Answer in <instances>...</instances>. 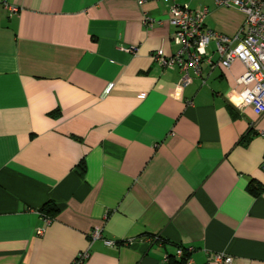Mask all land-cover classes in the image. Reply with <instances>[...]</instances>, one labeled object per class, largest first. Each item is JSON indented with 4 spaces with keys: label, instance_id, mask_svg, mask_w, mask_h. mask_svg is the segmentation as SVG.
Here are the masks:
<instances>
[{
    "label": "crops",
    "instance_id": "crops-1",
    "mask_svg": "<svg viewBox=\"0 0 264 264\" xmlns=\"http://www.w3.org/2000/svg\"><path fill=\"white\" fill-rule=\"evenodd\" d=\"M2 1L0 264H72L85 249L82 264H157L178 244L189 264L218 251L264 264V112L241 106L243 63L205 61L187 84L162 67L151 54L176 50L169 0H6L11 15ZM178 1L227 35L245 18ZM96 228L113 243H90Z\"/></svg>",
    "mask_w": 264,
    "mask_h": 264
},
{
    "label": "built area",
    "instance_id": "built-area-1",
    "mask_svg": "<svg viewBox=\"0 0 264 264\" xmlns=\"http://www.w3.org/2000/svg\"><path fill=\"white\" fill-rule=\"evenodd\" d=\"M146 0H137L143 4ZM168 13L169 22L173 27L171 38L176 45L172 55L166 56L162 48H158L151 54L162 67L178 68L183 73L184 84L190 82L189 71L195 75L202 74L203 62L211 66L220 64L228 67L234 60H239L245 67L244 73L239 76L237 83L243 84L237 93L241 98V106L250 107L256 115L264 112V0H213L217 6L237 7L244 12L245 18L239 29L232 35H227L205 26L207 8H190L178 0H169ZM9 15L17 12L18 7L2 1ZM154 19L147 13L142 14V22L152 25ZM215 45L214 52L217 61L203 55L202 49L209 43ZM129 47L127 51H133ZM252 83V86H248ZM113 88V83H108L102 92L107 95ZM264 169V161L262 163ZM48 216L44 221L50 222ZM43 229H38L42 233ZM90 243L97 239H103L104 243L110 245L113 241L104 239L101 228L92 229L89 233ZM192 246L184 247L180 244L175 246L172 254L164 253L157 264H189ZM89 256V250L79 251L73 259L72 264H82ZM184 261L181 262L182 257ZM212 259L218 264H234L231 255L218 251L212 253Z\"/></svg>",
    "mask_w": 264,
    "mask_h": 264
},
{
    "label": "trees",
    "instance_id": "trees-1",
    "mask_svg": "<svg viewBox=\"0 0 264 264\" xmlns=\"http://www.w3.org/2000/svg\"><path fill=\"white\" fill-rule=\"evenodd\" d=\"M80 167H81V174L84 173L85 171V163L82 161L80 163ZM249 190L251 192H253L255 195L258 194L260 192V187L256 188V185L253 184L252 182L249 185ZM41 213L43 214V217L48 216L49 218H52L54 214H56V212L58 211V208L55 206V204L51 203V202H47L43 205V207L40 209ZM185 256L182 257L181 262L184 261Z\"/></svg>",
    "mask_w": 264,
    "mask_h": 264
},
{
    "label": "rangeland",
    "instance_id": "rangeland-1",
    "mask_svg": "<svg viewBox=\"0 0 264 264\" xmlns=\"http://www.w3.org/2000/svg\"><path fill=\"white\" fill-rule=\"evenodd\" d=\"M216 54V53H215ZM217 55V54H216Z\"/></svg>",
    "mask_w": 264,
    "mask_h": 264
}]
</instances>
